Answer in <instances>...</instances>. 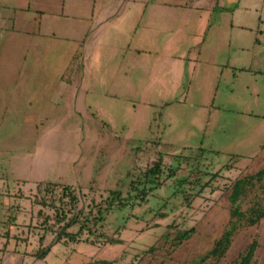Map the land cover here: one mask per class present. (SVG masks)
I'll use <instances>...</instances> for the list:
<instances>
[{
	"label": "rangeland",
	"instance_id": "rangeland-1",
	"mask_svg": "<svg viewBox=\"0 0 264 264\" xmlns=\"http://www.w3.org/2000/svg\"><path fill=\"white\" fill-rule=\"evenodd\" d=\"M60 2L0 0V264H196L228 227L235 180L264 166L259 141L249 143L264 116V0H218L207 47L194 45L191 30L175 31L176 12L132 8L128 38L127 21L104 30L48 4ZM221 5L241 9L233 17ZM240 18L251 32H231ZM234 33L249 54L261 51L259 67L250 65L263 73L218 78L216 53L227 64L240 52ZM196 47L203 58L190 53ZM156 142L174 146L162 152L159 178L147 174L154 158L133 160ZM198 149L205 158L195 172L184 158ZM41 182L50 185L43 205ZM256 202L264 203V181L242 211ZM56 210L66 222L77 215L70 235ZM174 223L195 230L177 249ZM101 233L122 243L96 240ZM253 241L251 264H264V218L242 225L226 255L206 264H235Z\"/></svg>",
	"mask_w": 264,
	"mask_h": 264
},
{
	"label": "crops",
	"instance_id": "crops-1",
	"mask_svg": "<svg viewBox=\"0 0 264 264\" xmlns=\"http://www.w3.org/2000/svg\"><path fill=\"white\" fill-rule=\"evenodd\" d=\"M60 4H56L53 6L52 3L50 4L56 11H60L63 15L65 13H76L75 15H83V18H81L82 21L91 24V26H97L102 27V29H106L108 25H113L115 27H118L120 25H124L127 21V33L126 36L128 38L130 37V19H126V14L132 13L133 9H137L138 15H144L149 14L150 11L156 12L157 15L161 14H170L171 12H176V28L175 31L177 33H183V29H187L188 33L191 30V33H189L193 38L194 45L200 44L201 46L207 47L210 45V42L213 38L216 39L217 33L213 29V25L210 22V13H213L215 9H217L218 6V0H60ZM44 5V4H43ZM49 5V7H50ZM217 7V8H216ZM222 9H224V6L221 5ZM246 8V6H244ZM20 10L21 8H16ZM241 9V6H237L234 8H225L224 10L230 12V14H233V17L237 16L236 12ZM159 11V12H157ZM59 13V12H58ZM69 16L70 14H66ZM259 22L261 23V18L259 19ZM230 26L231 32H243V31H252L253 28L251 26H246L244 23V19H239L236 23L233 22ZM218 30V29H217ZM240 30V31H235ZM214 31V33H213ZM240 33H234L233 34V41L235 45H238L239 48L238 51H234L233 56H229V63H225V59L222 55H217V59L213 61L214 63V69L219 73L218 78H222L224 76H233V79L236 81L238 76L241 74H252L253 76H256L260 73H263L262 70H253L251 63H257L256 67H259L261 63V57L260 54L261 51H254L251 54H249V49L245 48L240 43L239 37ZM256 40L258 42L256 43ZM260 40L258 39V36L255 34V40L253 43V48H255L257 45H259ZM194 50L197 51L198 56L200 58H203V47L202 50L199 48H194L190 51V53L194 52ZM256 50V49H254ZM247 52V53H245ZM247 55V56H246ZM251 55V56H250ZM198 60H195L199 62ZM247 66L242 65L241 63H246ZM256 65V64H255ZM202 68V67H201ZM256 69V68H255ZM239 71V73H238ZM239 74V75H238ZM228 88V87H227ZM216 92V91H215ZM215 94V93H214ZM217 96V93L215 97ZM226 103L223 102V105L225 106ZM220 107H216L214 110H220ZM229 108H227L228 110ZM243 115H246L247 112H242ZM231 114H237L234 110H231ZM252 116V114H249ZM262 120L261 127L257 129L256 136H254V140H250L249 143L250 146L253 145V142L259 141L258 144L256 143V149L259 151V153L264 152V116L263 118H259V120ZM211 125V124H210ZM245 146V143H243ZM242 146V145H240ZM242 153V152H241ZM258 153V154H259ZM258 154L252 157H257ZM239 155V154H238ZM254 155V154H253ZM242 157H247L245 154L241 155ZM250 158V157H249ZM39 213V212H38ZM13 223H15L13 221ZM44 240V237H42ZM41 238V239H42ZM37 252V251H36ZM34 254V252H33ZM31 254V256L33 255ZM33 257V256H32ZM19 264V263H18ZM20 264H24V261L21 260Z\"/></svg>",
	"mask_w": 264,
	"mask_h": 264
},
{
	"label": "trees",
	"instance_id": "trees-1",
	"mask_svg": "<svg viewBox=\"0 0 264 264\" xmlns=\"http://www.w3.org/2000/svg\"><path fill=\"white\" fill-rule=\"evenodd\" d=\"M258 40H256V43ZM174 151V146L170 144H165L162 142H156L152 148H149L148 151L144 154H137L133 157V160L136 164H140L144 158H154L155 163L153 167L147 171V174L153 175L154 178H159L162 173V155L166 153H172ZM159 158V159H157ZM205 158V150L198 149L197 153H192L189 157L184 158L185 165L189 169L190 167L196 172L200 170L202 166V162ZM157 159V160H156ZM264 181V166L254 175L245 177L243 179H237L233 183L231 187V193L229 196L230 203V220L228 223L227 229L223 232V234L214 242L213 247L210 251L206 253V255L196 264H206L209 260H221L228 250L231 247L233 237L239 230L242 225L245 226H255L264 218V203L256 202L251 205L246 211H242L241 203L242 200L247 196V193L252 189L255 183H261ZM50 185L45 182H41L37 188V195L40 197V204L43 205L44 200L47 198V194L49 193ZM115 194V193H114ZM65 198H70L72 202L77 201V197L74 195L73 191L69 188L64 189ZM43 200V201H42ZM55 223L59 225V231L63 230V235H70L67 233V230L71 227L75 222H79L77 219V215L66 222V217L64 213H59L58 210L55 211ZM42 212L38 213V220L42 223ZM163 216V215H161ZM64 223L65 225H61ZM43 224V223H42ZM175 231V236L171 240L172 249L180 248L186 241H189L194 236L195 230L190 228L188 230L181 229L176 223L171 225L170 227ZM83 230V227L80 228V232ZM74 239L75 235L71 234ZM96 240L102 241L105 244L117 245L121 244L122 240L120 238H116L113 234H97L95 236ZM43 242V238L41 239ZM258 248L257 241H253L245 253L240 256V259L235 264H251L256 250ZM153 248L150 249L152 251ZM45 250L37 251V255H42ZM124 253L123 255H125ZM121 257V261H124V257Z\"/></svg>",
	"mask_w": 264,
	"mask_h": 264
}]
</instances>
